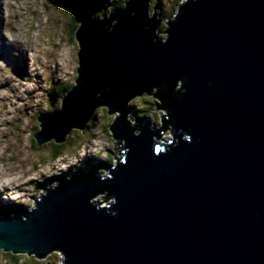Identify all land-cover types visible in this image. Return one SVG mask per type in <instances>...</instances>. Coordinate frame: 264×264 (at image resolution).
<instances>
[{
  "label": "water",
  "instance_id": "95a60500",
  "mask_svg": "<svg viewBox=\"0 0 264 264\" xmlns=\"http://www.w3.org/2000/svg\"><path fill=\"white\" fill-rule=\"evenodd\" d=\"M150 1L80 16L79 76L61 102L71 125L46 135L56 108L34 135L63 141L105 105L122 113L109 126L122 159L104 178L61 176L34 208L0 217V250L48 262L58 251L60 264H264V0H185L161 40ZM154 87L171 141L124 116L135 91ZM102 193L110 204L95 201Z\"/></svg>",
  "mask_w": 264,
  "mask_h": 264
},
{
  "label": "rangeland",
  "instance_id": "374dc122",
  "mask_svg": "<svg viewBox=\"0 0 264 264\" xmlns=\"http://www.w3.org/2000/svg\"><path fill=\"white\" fill-rule=\"evenodd\" d=\"M126 1L72 0L71 7L65 6L63 9L55 5L54 0H0V27L2 26L3 35L13 43V48L7 50H10L8 55H0L1 207L18 205L17 200H21L22 204L18 207L32 209L35 206V198L42 193L43 188L64 176L65 172L69 171L67 176H70L91 170L94 176L104 178L107 176V167L113 166L115 158L120 157L115 147L118 139L113 137L109 129L120 112L110 113L102 105L95 110L90 127L85 130L72 127L64 139L68 149L60 157L53 156L54 138L37 145L34 135L42 128L38 121V112L42 114L55 106L61 108V98H52V89L65 84L74 86L79 76V44L74 38L70 40L73 36L71 34L75 32L73 29L79 28V20L75 22L72 11L80 12L77 18L80 15L82 17L87 9H90L95 17L104 14L110 16L111 13L116 15V11L121 10L120 6ZM183 1L185 0H161L156 10L154 7L157 0L150 1V18L154 17L156 12L160 13V23L152 36L154 40L166 39V23L172 19ZM123 14L121 17L124 18ZM131 19L129 17L130 23ZM4 41L3 45L6 43L5 39ZM3 45H0V51ZM36 72L39 73V80ZM4 81L6 83L2 84ZM5 84L8 88L4 92ZM180 85L181 83L177 88ZM25 87H28V92L24 93ZM153 90L151 92L155 91ZM22 91L23 93H20ZM143 94L128 100V103L140 110V113L134 115L133 106L130 108L129 124L134 127L138 116L144 118L140 115L141 110L151 103V112L145 116L152 117L155 113L158 116L156 126H163L161 115L167 114L168 111L157 107L160 104L158 97L152 93ZM3 95L8 98H2ZM51 125L54 129V126H57L56 121L51 120ZM163 135L165 139H170L166 133ZM107 158H112V164H109ZM104 198L103 194H100L95 199L99 200L100 205L111 202L110 198ZM14 209L16 208L0 210V217ZM11 256L14 258L9 251L1 250L0 264H58L59 260H62V254H51L49 262L26 253L18 260ZM24 258H27V261H24Z\"/></svg>",
  "mask_w": 264,
  "mask_h": 264
},
{
  "label": "trees",
  "instance_id": "16d2710c",
  "mask_svg": "<svg viewBox=\"0 0 264 264\" xmlns=\"http://www.w3.org/2000/svg\"><path fill=\"white\" fill-rule=\"evenodd\" d=\"M54 3L55 5L61 7L64 9L65 6L67 7H71L72 5V0H54ZM160 3H161V0H160ZM124 5L120 6V8H124L126 6V3H123ZM73 13V19L75 20V22L77 21V14L75 15V13L72 11ZM176 14V13H175ZM175 15L172 16V18L174 17ZM159 17H157L158 19ZM168 22V21H167ZM167 24V23H166ZM165 26V25H164ZM76 27V25L74 24V28ZM74 31H76V29H73ZM72 30V32H73ZM71 35L72 38H70V40H72L73 38L76 39V34L75 32H73ZM72 87V84H65L64 86H58L54 89H52L51 91V96L52 98H60L61 95L65 94L70 88ZM155 90V91H154ZM153 91L154 92H151L153 96L157 97L158 94H159V89L158 88H155ZM151 93H148V94H151ZM148 94H143V95H148ZM155 102H157L156 100H154ZM158 103V102H157ZM151 103H150V106H147L146 108V112H149L151 110ZM56 108V106L54 107ZM137 110V109H136ZM136 110H133L134 112H136ZM39 114L41 112H38ZM143 116V114H140ZM36 141V140H35ZM67 146H66V141L63 140L61 142H57L55 141L54 143V149L52 150L53 151V156L54 157H58L60 156L62 153H64L65 151H67ZM112 159V158H111ZM111 159L110 158H107L108 162L111 163ZM112 164V163H111ZM98 166V165H97ZM18 202V201H17ZM19 202H18V205H15V206H12V205H5V206H0V210L1 211H8L9 209H12V207H15V208H18L19 206ZM12 206V207H11ZM1 250H4V249H1ZM0 250V251H1ZM11 255H14V260H18L21 258V256L23 255V253H13L11 252ZM57 255H59V253H57ZM30 256V255H29ZM24 261H27V258H24ZM26 264H29V263H26Z\"/></svg>",
  "mask_w": 264,
  "mask_h": 264
},
{
  "label": "bare ground",
  "instance_id": "6f19581e",
  "mask_svg": "<svg viewBox=\"0 0 264 264\" xmlns=\"http://www.w3.org/2000/svg\"><path fill=\"white\" fill-rule=\"evenodd\" d=\"M150 6H151V4H150ZM133 8H136L135 6H133ZM143 12V11H142ZM1 22H2V20H1ZM133 22V21H132ZM141 26H146V24H145V21H142L141 22ZM4 39L6 40V43H5V45H3V43L5 42L4 41ZM3 39V36H0V45L2 46L3 45V48H2V51H4V53H7V50L8 49H10L11 48V46H12V42L9 40V39H7V38H4ZM79 51V50H78ZM78 60H79V65H80V62H81V60H80V58H79V54H78ZM132 76L133 77H135V75H133L132 74ZM139 78H142L141 76L140 77H135V79H139ZM142 83V79H141V81H140V84ZM125 89H126V87H124ZM155 88V87H154ZM154 88H152V90L154 89ZM84 90H85V88H83V90H82V93H84ZM86 91V90H85ZM142 93V90H137V91H135L134 92V96H137V95H140ZM133 97V96H132ZM63 98H67L66 97V94H63L62 95V97H61V101H62V99ZM81 100H83V99H81V98H74V99H72V105H71V103H70V107L69 108H72L71 106H75V108H77V110H78V112H75V114H72V115H74V117H76L75 119L76 120H78L79 119V117H80V114H81V109L79 108V105L81 104V102H78V101H81ZM64 107L62 108H60L59 110H61V111H58V113H57V116H55L54 118H48V120L50 121V123H49V121L48 120H46L47 121V124H48V127H47V129H45L46 130V135H48V133H50V131L48 130V129H53V127H52V125H51V120H54V121H56V125L57 126H54V129H56V128H63V126H65L66 124L68 125V126H70L71 124V121H69L70 119H71V115L70 114H68V113H66L65 111H64ZM129 110V109H128ZM78 118V119H77ZM139 119H142V118H140L139 116H138V119H137V122H138V120ZM59 120V121H58ZM73 127V126H72ZM71 127V128H72ZM37 134L38 135H40V134H44V129H41V130H39L38 132H37ZM170 139H172L171 137H170ZM170 139H168V140H170ZM55 141H57L56 139H55ZM58 142V141H57ZM118 142H119V139H118ZM58 157H60V156H58ZM57 158V157H56ZM20 204V203H19ZM24 209H26V210H30V209H27L26 207H24ZM63 258H64V256H63V254H62V260H63ZM61 260V261H62ZM58 264H60V263H58Z\"/></svg>",
  "mask_w": 264,
  "mask_h": 264
},
{
  "label": "clouds",
  "instance_id": "9594fccd",
  "mask_svg": "<svg viewBox=\"0 0 264 264\" xmlns=\"http://www.w3.org/2000/svg\"><path fill=\"white\" fill-rule=\"evenodd\" d=\"M151 10V9H150ZM117 12V11H116ZM78 14H80V12L78 13ZM111 14H113V13H111ZM78 16V15H77ZM81 16V15H80ZM102 16H106L105 14L104 15H102ZM102 16H100V17H102ZM99 17V18H100ZM77 20H79V25H80V17L79 18H77ZM76 32H77V30L75 31V34H76ZM77 35V34H76ZM76 40H77V38H76ZM77 42H78V40H77ZM78 44H79V42H78ZM80 49V48H79ZM72 87H73V85H72ZM71 87V88H72ZM70 88V89H71ZM68 92V91H67ZM66 94V93H65ZM61 97H62V95H61ZM60 97V98H61ZM51 105V104H50ZM127 105V108L129 109L128 110V112L124 115L125 117H126V120L127 121H129L128 120V114L131 112L130 111V108L133 106L131 103H127L126 104ZM102 106H104V107H106L107 108V110L106 111H108L109 112V108H108V106H105V105H102ZM54 107V106H53ZM57 108V107H56ZM56 108H53V109H56ZM98 108V107H97ZM96 108V109H97ZM52 109V110H53ZM52 110H50V111H52ZM133 110H136V107L135 106H133ZM167 111V110H166ZM47 112H49V111H47ZM47 112H44V113H47ZM141 112H142V114H143V116L144 117H146L148 120H149V123H150V126L152 127V128H155V129H159V128H163V132H162V134L163 133H166L169 137H171L172 138V132H171V128L170 127H168V125H167V120L165 121V116L167 115V114H165V115H161V119H162V122H163V126H160V127H157L156 126V124H155V122H158V116L155 114V113H153V116L152 117H148V116H145V115H147V114H149L150 112H146V109H144V110H141ZM137 113H140V110H136V112H134L133 111V114L135 115V114H137ZM43 114V113H42ZM120 114H122L121 112H120ZM40 115H41V113H40ZM39 115V116H40ZM38 116V117H39ZM94 117H95V112H94V114H93V116H92V118H91V120L89 121V123L87 124V126H86V128H88V127H90L91 126V122L93 121V119H94ZM154 120V121H153ZM39 121V120H38ZM114 121V120H113ZM136 122H137V119H136ZM39 123H40V121H39ZM165 126H167V127H165ZM85 128V129H86ZM42 129V128H41ZM40 129V130H41ZM77 129H80V128H77ZM85 129H82V130H85ZM165 131V132H164ZM70 133V132H69ZM68 133V134H69ZM67 134V135H68ZM162 134L160 135V138L163 140H165V141H171L172 139H170V140H167V139H165V137H164V135L162 136ZM67 135H66V137H67ZM113 135V134H112ZM65 137V138H66ZM114 137V136H113ZM34 138H35V136H34ZM115 139H118V138H116L115 137ZM35 140H36V144L38 145V143H37V139L35 138ZM50 141V140H49ZM58 142H61V141H58ZM117 144L118 143H116L115 144V147H117ZM120 145V144H119ZM121 146V145H120ZM63 154V153H62ZM62 154L60 155V156H62ZM116 159H122V154L120 153V157H117V158H115V160ZM109 164H111V163H109ZM108 164V165H109ZM68 173H69V171H67V172H65L64 173V177H69V176H67L68 175ZM83 173V172H82ZM80 174V173H79ZM106 175L108 174V172L107 173H105ZM76 175V174H75ZM70 176H72V175H70ZM45 183V182H44ZM57 185V179L55 180V181H53L52 183H51V185L50 186H45L44 188H43V190H42V193L38 196V197H36L35 198V201H34V205H36V203H37V199H39L40 198V196L47 190V189H49L50 187H53V186H56ZM1 190V189H0ZM103 194V196L105 197L104 199H106V193H102ZM100 195V194H99ZM96 198V197H95ZM109 198H107L106 200H108ZM19 203L21 202V200H17ZM95 201L96 202H99V200H97V199H95ZM110 201L112 202V199H110ZM110 202V203H111ZM109 202H108V204H110ZM107 204V205H108Z\"/></svg>",
  "mask_w": 264,
  "mask_h": 264
}]
</instances>
